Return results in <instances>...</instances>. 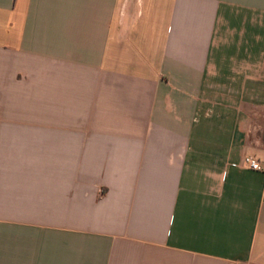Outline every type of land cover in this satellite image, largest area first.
Returning a JSON list of instances; mask_svg holds the SVG:
<instances>
[{
	"label": "crops",
	"instance_id": "0c3cea01",
	"mask_svg": "<svg viewBox=\"0 0 264 264\" xmlns=\"http://www.w3.org/2000/svg\"><path fill=\"white\" fill-rule=\"evenodd\" d=\"M0 264H264V0H0Z\"/></svg>",
	"mask_w": 264,
	"mask_h": 264
},
{
	"label": "built area",
	"instance_id": "2783aa9c",
	"mask_svg": "<svg viewBox=\"0 0 264 264\" xmlns=\"http://www.w3.org/2000/svg\"><path fill=\"white\" fill-rule=\"evenodd\" d=\"M243 163H244V166L247 169H250V170H253V171L262 170V167L260 166L258 160L254 156H251V155L246 156L244 158Z\"/></svg>",
	"mask_w": 264,
	"mask_h": 264
}]
</instances>
